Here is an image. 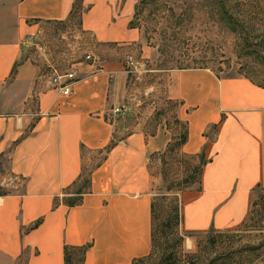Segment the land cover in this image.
Here are the masks:
<instances>
[{
    "label": "crops",
    "instance_id": "1",
    "mask_svg": "<svg viewBox=\"0 0 264 264\" xmlns=\"http://www.w3.org/2000/svg\"><path fill=\"white\" fill-rule=\"evenodd\" d=\"M75 4L0 0V181L13 189L0 194V264H65V247L83 250L82 264H131L151 252L160 159L174 136L138 123L126 131L135 82L121 51H156L131 26L133 0H80L79 28L96 55L70 70L67 95L53 89L55 74L35 62L27 39L69 19ZM151 72L160 75L148 90L176 103L177 152L199 169L197 188L179 197V231L238 228L264 191V87L205 68ZM113 108L122 113L112 117Z\"/></svg>",
    "mask_w": 264,
    "mask_h": 264
},
{
    "label": "rangeland",
    "instance_id": "2",
    "mask_svg": "<svg viewBox=\"0 0 264 264\" xmlns=\"http://www.w3.org/2000/svg\"><path fill=\"white\" fill-rule=\"evenodd\" d=\"M79 1L73 16L45 26L28 42L27 50L48 75L74 70L79 63L90 62L86 54L96 55L97 45L79 28ZM133 1L131 26L140 32L142 45L156 52L152 59H140V45L121 51L124 65L129 59L137 64L136 72L128 74L135 87L124 127L131 131L138 123L148 133L159 128L174 136L158 170L154 247L148 257L133 264H264L262 190L255 191L251 212L236 229L195 237L179 231V197L197 188L198 169L193 159L177 152L184 128L176 103L167 101L160 88L148 90L160 75L151 71L187 68L209 69L220 77L242 75L264 87V0ZM136 101H142L137 108ZM152 102L157 103L154 110ZM11 190L0 181V194ZM77 254L73 264H80Z\"/></svg>",
    "mask_w": 264,
    "mask_h": 264
},
{
    "label": "built area",
    "instance_id": "3",
    "mask_svg": "<svg viewBox=\"0 0 264 264\" xmlns=\"http://www.w3.org/2000/svg\"><path fill=\"white\" fill-rule=\"evenodd\" d=\"M28 42L35 40L33 36L28 37ZM85 60L93 62L94 55L92 53H88L85 56ZM126 68L129 70V72H136V62L129 59L125 62ZM75 73L73 71H65L61 74H55L53 78L50 80V84L53 87V89L60 91V93L67 95L69 92V87L75 80ZM122 113L121 108H113L112 109V117H116Z\"/></svg>",
    "mask_w": 264,
    "mask_h": 264
},
{
    "label": "trees",
    "instance_id": "4",
    "mask_svg": "<svg viewBox=\"0 0 264 264\" xmlns=\"http://www.w3.org/2000/svg\"><path fill=\"white\" fill-rule=\"evenodd\" d=\"M75 9H76V6L74 5L73 8H72V11H71L69 17L73 16ZM182 141H183V138L181 139L180 143H181ZM197 171H198V175H199V169H198ZM78 201H79L78 198H74V199H72V200H68V201H67V204H68V205H73V204L78 203ZM154 210H155V205L153 204V206H152V229H151V252H152V249H153V247H154V236H155V232H154V229H153V221H154V218H155ZM176 219H177V217H176ZM211 238H212V237H211ZM72 250H73V249H71V248H69V247H65V248H64V263H65V264H73V263H72V262H73V258L75 257V256H74V253H75V254L78 253V254H77V256L79 257V260H78V261H80V264H82L83 250H80V249H78L77 251H72ZM151 252H150V254H151ZM150 254H149V255H150ZM149 255H148V256H149ZM148 256H147V257H148ZM141 260H143V259H141ZM138 261H140V260H138ZM138 261H135V262H138ZM135 262H133V263H135ZM133 263H131V264H133Z\"/></svg>",
    "mask_w": 264,
    "mask_h": 264
}]
</instances>
